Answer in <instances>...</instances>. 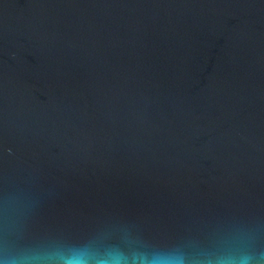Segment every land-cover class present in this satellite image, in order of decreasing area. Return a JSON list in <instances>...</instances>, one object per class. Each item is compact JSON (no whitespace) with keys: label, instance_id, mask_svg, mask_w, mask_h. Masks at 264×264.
Returning a JSON list of instances; mask_svg holds the SVG:
<instances>
[{"label":"water","instance_id":"obj_1","mask_svg":"<svg viewBox=\"0 0 264 264\" xmlns=\"http://www.w3.org/2000/svg\"><path fill=\"white\" fill-rule=\"evenodd\" d=\"M0 264H264V0H0Z\"/></svg>","mask_w":264,"mask_h":264}]
</instances>
